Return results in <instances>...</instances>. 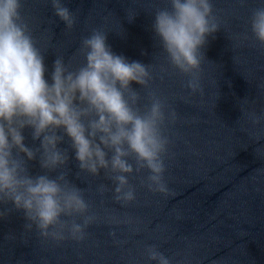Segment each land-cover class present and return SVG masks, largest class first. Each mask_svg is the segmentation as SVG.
<instances>
[{
	"label": "water",
	"instance_id": "obj_1",
	"mask_svg": "<svg viewBox=\"0 0 264 264\" xmlns=\"http://www.w3.org/2000/svg\"><path fill=\"white\" fill-rule=\"evenodd\" d=\"M63 2L77 16L71 31L55 16L50 0H23V15L47 48L49 70L57 55L73 61L93 28L109 32L107 43L115 54L155 64L152 86L178 117L165 131L170 139L165 179L172 195L153 194L130 176L137 199L121 206L112 191L97 192L100 184L115 187L103 171L77 178L73 159L69 179L86 190L98 221L83 241L56 245L27 232L23 214L13 211L0 221V264H150L146 245H156L173 264H264V139L254 141L255 135L264 136V120L253 125L244 114L264 116V50L236 40L251 35L250 10L264 0H213L221 29L203 49V95L185 87L188 77L160 71L166 60L158 54L151 13L164 0ZM25 136L31 146L27 131ZM30 170L41 171L38 161Z\"/></svg>",
	"mask_w": 264,
	"mask_h": 264
},
{
	"label": "clouds",
	"instance_id": "obj_2",
	"mask_svg": "<svg viewBox=\"0 0 264 264\" xmlns=\"http://www.w3.org/2000/svg\"><path fill=\"white\" fill-rule=\"evenodd\" d=\"M50 2L71 31L76 14L63 0ZM151 14L158 54L166 60L160 71L167 74L171 69L188 77L185 87L192 95H203V49L207 38L221 29L213 0H164ZM248 26L251 35L236 40L264 50V3L250 10ZM108 33L93 28L82 38L73 61L57 55L49 70L47 48L23 15V0H0V221L13 211L22 213L27 232L56 245L83 241L99 219L86 190L69 179L73 159L77 178L99 177L103 171L115 187L100 184L97 192L112 191L121 206L137 199L130 176L139 177L140 186L153 194L172 195L165 179L170 145L165 131L176 123L177 113L152 86L155 64L115 54ZM244 114L253 125L264 120L255 112ZM262 139L254 137L256 142ZM35 161L41 171L33 175L30 163ZM144 255L150 264H173L156 245H146Z\"/></svg>",
	"mask_w": 264,
	"mask_h": 264
}]
</instances>
